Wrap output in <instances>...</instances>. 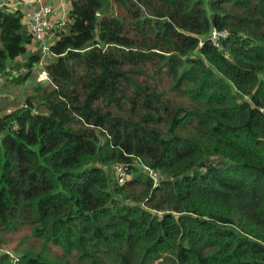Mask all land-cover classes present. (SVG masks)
I'll list each match as a JSON object with an SVG mask.
<instances>
[{"label": "trees", "instance_id": "trees-1", "mask_svg": "<svg viewBox=\"0 0 264 264\" xmlns=\"http://www.w3.org/2000/svg\"><path fill=\"white\" fill-rule=\"evenodd\" d=\"M56 35L45 113L0 116V264H264V0H73ZM33 45L0 9L4 84Z\"/></svg>", "mask_w": 264, "mask_h": 264}, {"label": "built area", "instance_id": "built-area-1", "mask_svg": "<svg viewBox=\"0 0 264 264\" xmlns=\"http://www.w3.org/2000/svg\"><path fill=\"white\" fill-rule=\"evenodd\" d=\"M72 2L73 0H0V9H5L9 13L21 11L23 14V22L36 42L37 51L41 53V60L34 68V70L40 69L38 81L41 83H52L46 66L49 60L56 56L51 51V46L58 40L56 34L63 31L68 24ZM228 37L227 31L214 29L210 39L215 46L219 47L221 42ZM6 71L10 70L7 69ZM10 73L14 77L18 74L17 71H10ZM0 75L4 76V73H0ZM23 107L28 108V105L24 104ZM34 113L37 114L38 112L35 111ZM144 170L157 185L159 173L147 166H144ZM131 171L129 165H116L114 172L117 182L124 184L128 181L131 178Z\"/></svg>", "mask_w": 264, "mask_h": 264}, {"label": "rangeland", "instance_id": "rangeland-1", "mask_svg": "<svg viewBox=\"0 0 264 264\" xmlns=\"http://www.w3.org/2000/svg\"><path fill=\"white\" fill-rule=\"evenodd\" d=\"M31 52H37L36 45H33L30 48ZM10 67V66H9ZM8 67V68H9ZM12 71H17V69L10 67ZM40 69L37 68V70L31 71L29 78L24 82V84L18 85L17 87H12L9 85V83L4 84L3 82L8 81V77H13V75L10 73V71H6V74L0 75V116H3L10 112V110L25 108L23 107L24 104H27L28 99H32V103L34 105V111L38 113H45V111H42L37 103V100L34 99L37 96L36 87L38 86V83H41L38 81ZM19 74L15 75L18 76ZM45 84V83H43ZM50 84V83H48ZM7 253H11L7 251Z\"/></svg>", "mask_w": 264, "mask_h": 264}, {"label": "crops", "instance_id": "crops-1", "mask_svg": "<svg viewBox=\"0 0 264 264\" xmlns=\"http://www.w3.org/2000/svg\"><path fill=\"white\" fill-rule=\"evenodd\" d=\"M31 51V50H30Z\"/></svg>", "mask_w": 264, "mask_h": 264}]
</instances>
